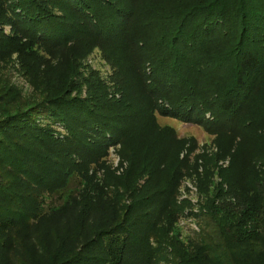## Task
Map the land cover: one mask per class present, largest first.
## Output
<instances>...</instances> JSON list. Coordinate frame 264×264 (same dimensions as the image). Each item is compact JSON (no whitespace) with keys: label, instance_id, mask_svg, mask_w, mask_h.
<instances>
[{"label":"trees","instance_id":"16d2710c","mask_svg":"<svg viewBox=\"0 0 264 264\" xmlns=\"http://www.w3.org/2000/svg\"><path fill=\"white\" fill-rule=\"evenodd\" d=\"M2 28H11L13 37ZM95 49L116 67L114 94L122 99L110 98L107 90L92 103L46 94L27 111L0 120V157L23 171L24 180L18 199L7 197L10 206L3 204L0 184L1 238L45 217L48 198L64 199L75 178L86 181L75 155L100 159L110 145L149 130L156 110L187 119L209 112L217 135L228 138L236 137L233 121L253 103L260 107L258 122L264 120V98L257 97L264 91V0H0V57L14 52L41 65L63 53L78 66ZM28 141L63 157L57 186L39 183L52 179L21 155L31 151ZM175 187L132 204L112 232H91L81 251L61 264H156L161 255L172 264H239L241 250L264 249V193L260 205L249 201L242 212L215 208L213 234L187 247L170 236L183 212L175 204ZM29 198L34 202L27 205Z\"/></svg>","mask_w":264,"mask_h":264},{"label":"rangeland","instance_id":"374dc122","mask_svg":"<svg viewBox=\"0 0 264 264\" xmlns=\"http://www.w3.org/2000/svg\"><path fill=\"white\" fill-rule=\"evenodd\" d=\"M2 29L6 36L13 37L11 28ZM82 51L75 53H85ZM83 56L78 66H72L71 54L63 53L61 58L45 60L41 65L34 64L33 57L30 60L14 52L0 57V120L17 114V110L27 111L46 94L53 97L66 93L92 103L107 90L110 98L122 99L121 94H114L116 67L99 49ZM257 97L264 98V91ZM259 109L253 103L233 121L237 134L229 138L217 135L215 115L209 112L187 119L156 110L149 116V130L138 128L129 135V141L105 148L100 159L95 153L87 154L85 157L93 158L88 164V158L75 155L76 160L81 159L79 175L84 172L86 181L75 178L64 199L55 195L48 198L45 217L21 225L8 239L0 237V264L5 260L10 264H61L81 251L91 232L102 227H112V232L128 216L132 204L169 186H176L175 204L183 210L174 219L170 236L187 247H196L205 234L215 230V208L242 212L249 201L260 205L264 193V120L260 124L261 118L255 117ZM249 118L254 122L246 120ZM26 145L31 151L24 150L21 155L36 173L52 179L48 184L45 178L37 182L57 186L62 181L63 157L39 143L28 141ZM146 154L151 157L150 163H145ZM9 163L0 157L3 204L10 206L9 200H17V193L23 190L19 184L24 180L23 171ZM24 184L28 185L26 181ZM10 196L12 199L7 198ZM160 198L164 197L158 201ZM31 200L26 204H32ZM239 256V264H264V249L241 250ZM170 261L161 255L156 264H172Z\"/></svg>","mask_w":264,"mask_h":264}]
</instances>
